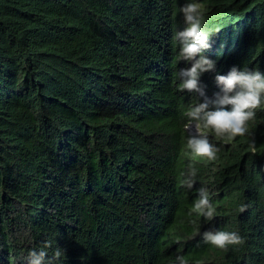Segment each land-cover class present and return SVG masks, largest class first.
<instances>
[{"label":"trees","instance_id":"1","mask_svg":"<svg viewBox=\"0 0 264 264\" xmlns=\"http://www.w3.org/2000/svg\"><path fill=\"white\" fill-rule=\"evenodd\" d=\"M188 2L216 61L208 97L233 66L264 73V0H0V264H264V110L243 137L209 133L215 161L186 150L202 101L178 90ZM190 165L212 221L189 215Z\"/></svg>","mask_w":264,"mask_h":264},{"label":"clouds","instance_id":"2","mask_svg":"<svg viewBox=\"0 0 264 264\" xmlns=\"http://www.w3.org/2000/svg\"><path fill=\"white\" fill-rule=\"evenodd\" d=\"M186 27L176 34L180 42L181 60L191 63L190 67L178 71L180 80L179 91L189 92L202 97V101L192 106L186 115L190 121L185 131H190L186 140V150L192 158H206L215 161L219 148L210 142L209 133L215 137L232 140L237 136L249 133V122L255 120L257 110H264V73L259 70H242L233 66L226 75L215 76L219 91L213 97H208L204 86L200 83V76L204 72L214 71L216 61L203 54L210 47L209 34L202 31L203 11L199 3L188 2L181 7ZM195 125V130L191 125ZM197 169L191 165L183 173L180 181L182 187L197 193L189 215L195 213L204 220L212 221L216 217V207L210 200L209 189L201 185L194 188ZM246 206H241L242 213ZM203 240L217 249L227 250L229 246L243 245L244 238L238 232L204 231ZM48 245L46 244L45 247ZM56 252L55 256L60 257ZM46 251H32L29 253L28 264H45ZM177 264H187L183 256L176 257Z\"/></svg>","mask_w":264,"mask_h":264},{"label":"rangeland","instance_id":"3","mask_svg":"<svg viewBox=\"0 0 264 264\" xmlns=\"http://www.w3.org/2000/svg\"><path fill=\"white\" fill-rule=\"evenodd\" d=\"M191 128H192L193 130H195V125H194V124H192V125H191Z\"/></svg>","mask_w":264,"mask_h":264}]
</instances>
